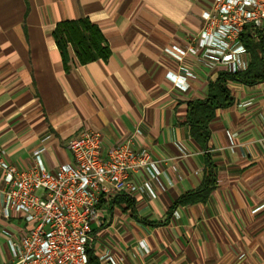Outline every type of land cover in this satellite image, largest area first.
Segmentation results:
<instances>
[{
  "label": "crops",
  "instance_id": "crops-1",
  "mask_svg": "<svg viewBox=\"0 0 264 264\" xmlns=\"http://www.w3.org/2000/svg\"><path fill=\"white\" fill-rule=\"evenodd\" d=\"M211 7L212 0H0V154L25 168L42 145L55 169L73 160L67 141L90 127L106 148L135 134L134 146L158 160L156 178L134 175L135 193L104 200L92 225L97 253L115 264H264V81L229 83L234 103L210 123L217 186L206 202L169 214L203 178L205 149L190 134L189 102L227 70L169 50L194 41ZM84 17L100 27L111 55L81 63L70 48L67 68L53 30ZM244 61L243 70L249 53ZM182 65L196 74L186 90L173 82ZM26 232L1 199L0 264H12L9 239Z\"/></svg>",
  "mask_w": 264,
  "mask_h": 264
},
{
  "label": "built area",
  "instance_id": "built-area-1",
  "mask_svg": "<svg viewBox=\"0 0 264 264\" xmlns=\"http://www.w3.org/2000/svg\"><path fill=\"white\" fill-rule=\"evenodd\" d=\"M202 17L204 23L194 41L169 51L180 61L191 55L210 67L242 71L248 51L240 34L247 23L264 28V0H212ZM180 68L183 74L173 82L186 90L187 78L196 74L186 66ZM135 136L106 148L99 130L85 128L67 141L72 162L55 169L45 164L42 145L33 151V164L25 168L0 154L2 210L27 225L26 233L9 239L12 264H88L90 250L99 260L115 264L110 253L99 254L95 249L97 233L92 225L99 218L100 204L118 193L134 194V175L140 171H148L151 179L159 173L157 158L147 147H135ZM151 179L143 186L155 196Z\"/></svg>",
  "mask_w": 264,
  "mask_h": 264
},
{
  "label": "trees",
  "instance_id": "trees-1",
  "mask_svg": "<svg viewBox=\"0 0 264 264\" xmlns=\"http://www.w3.org/2000/svg\"><path fill=\"white\" fill-rule=\"evenodd\" d=\"M53 36L67 68L71 58L70 48H73L81 63L100 58L107 60L111 55V49L102 30L87 17L58 22L53 30ZM240 39L250 56L248 67L235 73L227 70L220 71L217 78L209 82L207 95L189 102L190 134L205 149L203 178L196 189L182 194L175 200L169 214L180 205L206 202L217 186L216 165L209 153L208 145L210 123L215 118L218 109L226 108L234 103L229 83L238 81L254 85L264 81V28L247 23L240 34ZM127 201L131 202V198H127ZM103 202L104 200L100 207ZM88 264H101L94 250L89 251Z\"/></svg>",
  "mask_w": 264,
  "mask_h": 264
}]
</instances>
